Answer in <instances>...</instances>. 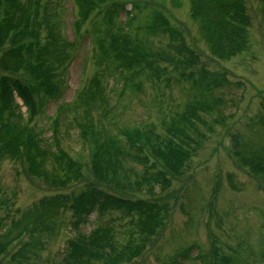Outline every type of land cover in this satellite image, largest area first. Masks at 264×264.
Instances as JSON below:
<instances>
[{
    "label": "rangeland",
    "instance_id": "obj_1",
    "mask_svg": "<svg viewBox=\"0 0 264 264\" xmlns=\"http://www.w3.org/2000/svg\"><path fill=\"white\" fill-rule=\"evenodd\" d=\"M138 1L140 9H133L131 27L126 22L127 17L129 19L126 14L121 15L117 25L130 37L142 40L147 50L180 53L169 45L168 34L154 36L147 31L152 8L159 9L174 27L182 30L186 43L197 51L198 60L193 61L195 65H183L188 63L187 60L176 54V59L182 61L159 62L161 67L168 69V73L154 78L149 73L148 76L141 74L135 84L126 86L124 73L101 75L105 102L59 110L60 134L52 139V122L59 105L61 102L73 105L78 99L79 91L95 75L100 50L93 35H87L85 39L79 36V33L85 35L84 32L91 29V19L79 33L75 30L72 20L76 9L71 0H46V7L51 6L59 12L61 23L57 29L54 23L48 25L40 18L36 26L40 43L43 44L48 32L53 31L63 36L64 42L57 44L63 55L72 48L69 41H75L77 47L66 70L63 94L57 101L45 103L34 122L41 139L39 147L48 154L43 170L49 172L45 176L28 174L22 160H3L0 163V218L8 216L6 222H9L42 197L57 193L73 194L98 182L92 169L95 142L90 135L82 136L78 125L87 121L86 115L94 128L102 130L107 137L124 141L122 129L137 128L147 130L153 136L152 140H167L166 128L171 119L178 117L190 103L208 98L193 85L194 80L181 78V72L193 71L195 79L199 77L200 70L205 69L212 74L224 75L232 86L223 88L225 104L203 113L202 120L196 119L194 125L188 127V132L197 141L195 146L191 143V157L182 173L171 178L170 187L162 189L156 186L152 192L146 186L109 184L110 190L116 194L154 198L164 206L163 222L155 234L135 233L130 236L132 226L128 218L120 215L96 218L93 214L79 229L82 233H89L96 225L110 224L118 246L131 240L142 248L133 260H125L121 264H169L179 251L193 245L195 248L178 264H264V175L245 163L241 164L235 155L236 150L242 149L239 144L261 149L264 153V0H244L248 17L246 47L231 57H221L212 50L205 16L193 15L194 0H179V6L172 0ZM130 8L129 4L127 9ZM39 14L42 15V9ZM122 29L113 32H123ZM1 55L0 50V58ZM19 74L23 76L24 72ZM216 95L220 93L216 92ZM17 100L22 104L20 99ZM21 110L24 112L26 109L22 106ZM54 146L58 148L52 151ZM60 150L82 164L81 178L65 186L47 179L53 171V155ZM128 167L138 173L142 171V166L132 161L128 162ZM71 220L70 211H63L54 218L53 228L40 236L42 242L38 257L32 260V264H58L67 240L75 234L71 230ZM24 241L16 240L10 244L9 252L0 258V264H10L11 254ZM95 264L104 263L99 261Z\"/></svg>",
    "mask_w": 264,
    "mask_h": 264
},
{
    "label": "trees",
    "instance_id": "obj_2",
    "mask_svg": "<svg viewBox=\"0 0 264 264\" xmlns=\"http://www.w3.org/2000/svg\"><path fill=\"white\" fill-rule=\"evenodd\" d=\"M71 1L76 9L72 20L75 30L79 33L81 27L91 19V29L84 32L85 35L79 33V36L85 39L87 35H93L100 55L95 75L87 86L79 89L78 99L73 105L67 106L69 103L66 102L59 105L57 116L52 122V139L60 134L59 110H72L95 102L102 105L105 102L101 75L124 73L126 86L135 84L134 81L141 74L148 76L149 73L154 78L168 73V69L161 67L159 62L182 61L176 59V54L187 60L188 63L183 64L185 66H193V61L198 60L197 51L186 43L182 30L174 27L157 8H152L150 12L148 33L154 36L168 34L169 45L180 53L147 50L142 40L130 37L117 25L121 15L126 14L129 16L126 22L131 27L133 9H140L138 0ZM172 2L176 6L180 4L179 0ZM45 3L46 0H0V163L5 159L22 160L28 174L39 176L49 172L43 170L48 154L39 147L41 139L36 133L34 122L45 103L57 101L63 94L66 70L77 47L75 41H69L72 48L63 55L57 47L58 42H64L63 36L53 31L48 32L43 44L40 43L36 28L40 18L48 25L54 23L57 29L61 23L59 12L51 6L46 7ZM128 3L130 9H127ZM192 6L194 16H205L215 53L221 57H231L246 47L248 17L244 0H194ZM40 9L42 15L39 14ZM120 29L123 32H113ZM100 66L104 67L99 69ZM21 71L24 72L23 76L19 74ZM195 74L193 71H182L181 78L194 80L193 85L208 98L190 103L178 117L171 119L166 128L168 138L165 141L159 138L152 140L153 136L147 130L137 128L122 129L124 141L107 137L102 130L94 128L92 120L86 115L87 121L79 122L78 125L82 136L90 135L95 142L92 169L98 182L86 185L73 194L57 193L42 197L9 222H6L8 216L1 217L0 258L9 252V246L14 241L25 240L11 254L10 264H32V260L38 257L42 242L40 236L48 233L50 227L53 228L54 218H58L63 211L71 212V230L75 234L67 240L58 264H95L99 261L121 264L139 255L142 248L131 240L117 245L110 224L98 225L89 233H82L79 228L93 214H96V218L120 215L128 218L132 226L130 236L135 233L146 236L155 234L163 222L164 206L154 198H131L116 194L110 190L109 184L137 188L146 186L152 192L156 186L162 189L170 187L171 178L182 173L191 157V143L195 146L197 141L188 132V127L194 125V120H202L203 113L225 104L223 88L232 86L231 81L221 74L201 69L199 77L193 79ZM216 92L220 95H216ZM17 98L26 107V112L21 110ZM86 111L90 112L88 109ZM239 147L242 149L235 151L239 162L264 175V153H261V149L240 144ZM57 148L54 146L52 151ZM129 161L141 165V173L129 168ZM81 176L80 161L63 150L53 155V171L48 175V180L65 186L79 180ZM132 178L135 180L132 181ZM193 248L195 245L179 251L169 264H178Z\"/></svg>",
    "mask_w": 264,
    "mask_h": 264
}]
</instances>
